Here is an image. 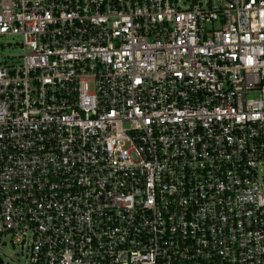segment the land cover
<instances>
[{"label": "built area", "instance_id": "2783aa9c", "mask_svg": "<svg viewBox=\"0 0 264 264\" xmlns=\"http://www.w3.org/2000/svg\"><path fill=\"white\" fill-rule=\"evenodd\" d=\"M0 264H264V0H0Z\"/></svg>", "mask_w": 264, "mask_h": 264}, {"label": "rangeland", "instance_id": "374dc122", "mask_svg": "<svg viewBox=\"0 0 264 264\" xmlns=\"http://www.w3.org/2000/svg\"><path fill=\"white\" fill-rule=\"evenodd\" d=\"M19 37L17 36H0V54L1 55H19L22 54L23 49L18 44ZM260 175L264 177V164ZM5 264H23L26 260L21 248L18 246L6 247Z\"/></svg>", "mask_w": 264, "mask_h": 264}]
</instances>
